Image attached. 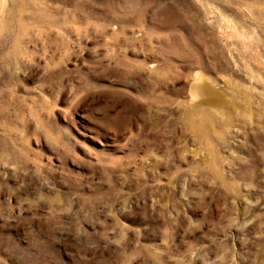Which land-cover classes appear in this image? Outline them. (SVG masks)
<instances>
[{"label": "rangeland", "instance_id": "374dc122", "mask_svg": "<svg viewBox=\"0 0 264 264\" xmlns=\"http://www.w3.org/2000/svg\"><path fill=\"white\" fill-rule=\"evenodd\" d=\"M0 264H264V0H0Z\"/></svg>", "mask_w": 264, "mask_h": 264}, {"label": "bare ground", "instance_id": "6f19581e", "mask_svg": "<svg viewBox=\"0 0 264 264\" xmlns=\"http://www.w3.org/2000/svg\"><path fill=\"white\" fill-rule=\"evenodd\" d=\"M199 93V92H198ZM196 96V95H195Z\"/></svg>", "mask_w": 264, "mask_h": 264}]
</instances>
